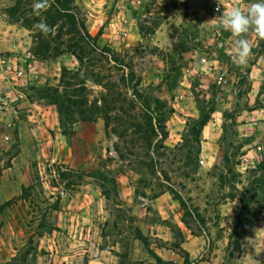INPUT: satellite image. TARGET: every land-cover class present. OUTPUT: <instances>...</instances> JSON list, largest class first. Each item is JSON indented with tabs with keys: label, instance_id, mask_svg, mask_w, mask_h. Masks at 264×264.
<instances>
[{
	"label": "rangeland",
	"instance_id": "374dc122",
	"mask_svg": "<svg viewBox=\"0 0 264 264\" xmlns=\"http://www.w3.org/2000/svg\"><path fill=\"white\" fill-rule=\"evenodd\" d=\"M254 2L79 0L122 63L95 54L102 85L78 86L61 78L76 59L38 60L16 0H0V28L15 32L5 55L32 67L26 86L0 64V264H264V40L248 34L241 68L231 34L205 23ZM79 87L94 121L71 120Z\"/></svg>",
	"mask_w": 264,
	"mask_h": 264
},
{
	"label": "trees",
	"instance_id": "16d2710c",
	"mask_svg": "<svg viewBox=\"0 0 264 264\" xmlns=\"http://www.w3.org/2000/svg\"><path fill=\"white\" fill-rule=\"evenodd\" d=\"M79 0H54L52 6L45 12H43L40 18L33 16V10L31 9L30 0H16L15 5L9 9V14L11 18H16V22L23 20L24 28L30 31L31 38L34 45L37 46L35 51V56L38 60H47L50 58H57L63 55H69L76 59L78 62V70L74 73L64 69L62 71V76L67 74H72L73 80L80 79L83 83H80L78 86L85 84V82H93L96 85H102V78L99 77L94 70H91L90 66L93 62V56H97L106 59L109 62H114L116 65L122 63L119 59L111 57V51L107 48L100 49L97 41L102 35V30L98 32L95 37H92L86 30L82 21L75 14V3ZM30 18V19H29ZM43 21L50 28H53L54 31L45 35L40 32L38 29L34 28V25ZM32 28L35 29L32 30ZM62 80V79H61ZM128 83L132 82V74H130V79L127 80ZM139 86V84L137 85ZM85 89L79 87L75 93H78V100L76 101H67V103L72 104L75 111H71V120L74 122L76 119L74 115L80 121L91 122L95 118L92 116V111L89 105V102L86 98ZM59 93L58 89L54 91V95ZM137 94V93H136ZM137 96V95H136ZM58 108V117L60 124H62V117L66 114L63 110L62 105L55 104ZM96 111L100 110V107L94 104ZM69 112V111H67ZM213 111H210L200 122V127L202 128L205 124L208 123L210 114ZM150 121V117H147ZM2 208H0V211ZM141 240V239H140ZM187 264V259L185 258ZM157 264H168L163 262L161 259L156 258Z\"/></svg>",
	"mask_w": 264,
	"mask_h": 264
},
{
	"label": "clouds",
	"instance_id": "9594fccd",
	"mask_svg": "<svg viewBox=\"0 0 264 264\" xmlns=\"http://www.w3.org/2000/svg\"><path fill=\"white\" fill-rule=\"evenodd\" d=\"M52 3L54 0H35L32 5L33 13L40 15L47 11ZM205 23H210L231 34L234 38L233 62L238 67H247L248 61L253 55V44L248 39V34L254 33L257 38L264 40V0H256L250 4L246 12L239 7H233ZM34 28L45 35L54 31L43 21L34 25Z\"/></svg>",
	"mask_w": 264,
	"mask_h": 264
},
{
	"label": "crops",
	"instance_id": "0c3cea01",
	"mask_svg": "<svg viewBox=\"0 0 264 264\" xmlns=\"http://www.w3.org/2000/svg\"><path fill=\"white\" fill-rule=\"evenodd\" d=\"M1 26V25H0ZM13 35H15V32L12 31L11 27H6V28H0V40H2L3 42L0 43V53L4 54V56H0V64H4V63H10L12 64V68H16L20 71L24 70V76H18L20 77V81L21 84H25L27 86L28 84V79L30 78V72H32V67L30 66V63H27V58H29L28 56H20V55H5V52H12L11 49H9V39L13 38ZM4 41L8 42V43H4ZM15 49L14 51L19 50V48L16 49V44H13ZM10 50V51H9ZM20 52H18L19 54ZM1 55V54H0ZM26 72V73H25ZM17 77V78H18ZM22 77V78H21ZM16 78V80H17ZM16 91V90H14ZM27 91V89L23 90H18V93H20V95L23 93H25ZM17 92V91H16ZM32 107H38V113H37V119H39L40 121H44L46 124L45 126L48 129L54 128L55 125H53V120L55 121V114H53V112L51 111V108L49 106H38L36 103H31L30 104ZM34 115V116H33ZM32 117H35V113H33ZM31 118V117H30ZM50 122V123H47ZM23 123V122H22ZM25 125V124H23ZM27 125V124H26ZM39 129V128H38Z\"/></svg>",
	"mask_w": 264,
	"mask_h": 264
}]
</instances>
